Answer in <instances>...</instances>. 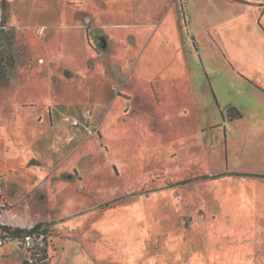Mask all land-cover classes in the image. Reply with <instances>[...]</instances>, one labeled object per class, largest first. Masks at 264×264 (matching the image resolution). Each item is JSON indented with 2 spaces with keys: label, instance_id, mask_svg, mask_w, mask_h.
<instances>
[{
  "label": "rangeland",
  "instance_id": "374dc122",
  "mask_svg": "<svg viewBox=\"0 0 264 264\" xmlns=\"http://www.w3.org/2000/svg\"><path fill=\"white\" fill-rule=\"evenodd\" d=\"M205 3L0 0V202L51 264H264L261 71Z\"/></svg>",
  "mask_w": 264,
  "mask_h": 264
},
{
  "label": "crops",
  "instance_id": "0c3cea01",
  "mask_svg": "<svg viewBox=\"0 0 264 264\" xmlns=\"http://www.w3.org/2000/svg\"><path fill=\"white\" fill-rule=\"evenodd\" d=\"M224 6H227L229 10L225 16H223ZM202 15L204 17L202 33L215 45L218 38L223 49L225 45L221 40L226 39L230 53L243 52L247 58L248 67L255 70V74L256 69L261 71L258 75L260 80H257L256 85L258 84L259 89L264 92V76H262L264 74V0H206ZM149 23L147 28L154 29V34L158 27H155L152 21ZM258 52L261 55L256 54ZM22 69L26 73V70ZM18 81L22 84L25 81L24 76L22 75ZM28 104L22 102L24 106ZM52 104V100L47 103L48 106H53ZM51 109L49 112L52 111ZM6 201L10 205L15 203L8 198ZM27 257L26 252L24 260Z\"/></svg>",
  "mask_w": 264,
  "mask_h": 264
},
{
  "label": "built area",
  "instance_id": "2783aa9c",
  "mask_svg": "<svg viewBox=\"0 0 264 264\" xmlns=\"http://www.w3.org/2000/svg\"><path fill=\"white\" fill-rule=\"evenodd\" d=\"M2 14L0 17V32H5L8 34L12 33V28L8 27L6 24H4L2 20ZM10 30V31H8ZM9 51V50H8ZM10 52V51H9ZM8 52H6L7 54ZM10 57V56H9ZM2 68H3V73L6 76H9V73H11V68L10 66L7 65V59L6 56L3 57L2 59ZM9 206L6 205L4 202H0V226H6L5 224L9 223L12 224L16 228H20L24 230L23 234L20 237L16 238V242L18 244H21L25 249L33 250L35 246L37 245H42L43 244V239L46 237L45 233L41 228H36V224L29 222V214H26V220L23 219H18L15 214H10L9 213ZM4 217H8L10 220L8 222L4 221ZM9 238L0 235V245H2L6 240ZM30 254L28 255V259L31 261Z\"/></svg>",
  "mask_w": 264,
  "mask_h": 264
},
{
  "label": "trees",
  "instance_id": "16d2710c",
  "mask_svg": "<svg viewBox=\"0 0 264 264\" xmlns=\"http://www.w3.org/2000/svg\"><path fill=\"white\" fill-rule=\"evenodd\" d=\"M35 227L38 229L41 226L39 223H37ZM0 228L2 230V235L11 240L20 237L24 232V230L20 228H10L9 226H0ZM30 257L32 260L30 261L28 258H26L23 261V264H51V255L48 251V242L46 237H44L42 245H37L33 250H31Z\"/></svg>",
  "mask_w": 264,
  "mask_h": 264
}]
</instances>
